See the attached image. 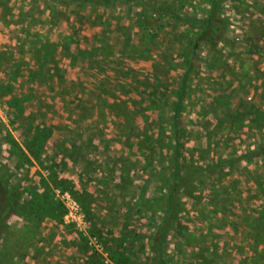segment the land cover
<instances>
[{
	"label": "rangeland",
	"instance_id": "obj_1",
	"mask_svg": "<svg viewBox=\"0 0 264 264\" xmlns=\"http://www.w3.org/2000/svg\"><path fill=\"white\" fill-rule=\"evenodd\" d=\"M219 5L210 47L211 0H0V184L20 198L0 264H228L207 248L258 247L264 0Z\"/></svg>",
	"mask_w": 264,
	"mask_h": 264
},
{
	"label": "trees",
	"instance_id": "obj_2",
	"mask_svg": "<svg viewBox=\"0 0 264 264\" xmlns=\"http://www.w3.org/2000/svg\"><path fill=\"white\" fill-rule=\"evenodd\" d=\"M83 1H88V0H83ZM165 13L169 14L171 17H176L172 15L169 10H165ZM220 13V5H219V0H211V7L208 12L207 18L203 21V30L201 32V37L206 39V43L210 46L213 47L220 39L222 36V26L219 24V21L217 20L218 16ZM197 45V44H195ZM193 58L189 59L187 64H188V72L190 71L189 69H192L193 67ZM185 83H186V78L182 79L181 83V94H180V99L177 102L175 106V112L177 113L181 102L182 98L185 94ZM20 204V198L17 196L15 192H12V190L7 186L6 188L0 184V229L3 227L4 222L8 218V216L13 213L19 206ZM173 207V201L171 198L169 199V209ZM37 209H42V206L39 204Z\"/></svg>",
	"mask_w": 264,
	"mask_h": 264
},
{
	"label": "crops",
	"instance_id": "obj_3",
	"mask_svg": "<svg viewBox=\"0 0 264 264\" xmlns=\"http://www.w3.org/2000/svg\"><path fill=\"white\" fill-rule=\"evenodd\" d=\"M13 60H14V58H12L11 60L9 59V61H13ZM3 67H4L3 63L0 64V69H2ZM10 72H12V71H10ZM10 75H11V73L8 76L9 80H5V82H7V81H10V82L13 81L14 82V80L16 79V76L13 79L12 77H10ZM24 79H28V77L24 78ZM17 82H18V80H17ZM30 86H32V85H30ZM28 90L29 89L26 90V88H25V90L21 89L20 91H21V93H28L27 92ZM30 90H31V88H30ZM11 92H12V90L7 91L6 95H10ZM3 97H7V96H3ZM21 97H22L21 95H18L15 97V99L19 100V102L21 100L23 101V98H21ZM257 200L260 203V205L255 206L254 211L257 213L256 225L258 226L259 224L262 225V223L264 222V205H263V201L260 202L259 199H257ZM259 227H260V225H259ZM257 237L260 241L258 247L253 249V248H251V244H250V246L248 248L245 247L244 250L240 251L238 255L232 254V247H230V245L228 246L227 250L224 249L225 247H223L222 248L223 251H221L220 245L218 243H216V246H218L220 249H216L215 247H213V245L215 243V239H212V241H210V244L214 249L213 250H212V248H207V249L209 252L213 251V252H211L213 254L212 255L213 258H214V255H216V257H218V258L220 257V259H224V260L228 261L227 262L228 264H264V236H263V233ZM195 259L199 261L198 262L199 264H215V263H209V262L206 263L205 259L201 258L199 256Z\"/></svg>",
	"mask_w": 264,
	"mask_h": 264
}]
</instances>
